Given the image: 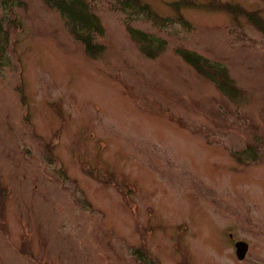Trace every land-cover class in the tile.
I'll use <instances>...</instances> for the list:
<instances>
[{
	"label": "rangeland",
	"instance_id": "374dc122",
	"mask_svg": "<svg viewBox=\"0 0 264 264\" xmlns=\"http://www.w3.org/2000/svg\"><path fill=\"white\" fill-rule=\"evenodd\" d=\"M119 1H89L90 58L42 0H0V264H264V35L208 8L264 0Z\"/></svg>",
	"mask_w": 264,
	"mask_h": 264
},
{
	"label": "trees",
	"instance_id": "16d2710c",
	"mask_svg": "<svg viewBox=\"0 0 264 264\" xmlns=\"http://www.w3.org/2000/svg\"><path fill=\"white\" fill-rule=\"evenodd\" d=\"M45 5L57 11L65 20L72 38L82 45L86 56L93 58L101 52V47L94 43L95 36L103 34L99 19L91 11L89 1L93 0H42ZM185 2H187L185 0ZM120 6L134 13L150 15L147 7L139 0H120ZM189 4H192L191 1ZM222 6L233 16H244L248 22L264 35V20L258 13L245 12L240 6L230 4H209L213 10L215 6ZM1 32V27H0ZM128 33L139 47L140 53L148 58H154L163 49L162 46L153 47L152 38L140 31L128 28ZM177 55L190 66L198 75L211 82L215 88L228 100L238 99L240 91L236 90L233 81L225 69L208 63L202 57L188 51H177ZM139 254V252H138Z\"/></svg>",
	"mask_w": 264,
	"mask_h": 264
},
{
	"label": "water",
	"instance_id": "95a60500",
	"mask_svg": "<svg viewBox=\"0 0 264 264\" xmlns=\"http://www.w3.org/2000/svg\"><path fill=\"white\" fill-rule=\"evenodd\" d=\"M236 257L238 260H243L246 256L248 246L243 242H238L235 244Z\"/></svg>",
	"mask_w": 264,
	"mask_h": 264
},
{
	"label": "flooded vegetation",
	"instance_id": "af4514ba",
	"mask_svg": "<svg viewBox=\"0 0 264 264\" xmlns=\"http://www.w3.org/2000/svg\"><path fill=\"white\" fill-rule=\"evenodd\" d=\"M230 237H231V236H230ZM235 243H236V242H235ZM235 243H234V244H235ZM248 253H249V251H248ZM248 253L246 254V257H247V255H248ZM238 262H239V261H238ZM242 262H243V261H242ZM242 262H240V263H242Z\"/></svg>",
	"mask_w": 264,
	"mask_h": 264
}]
</instances>
